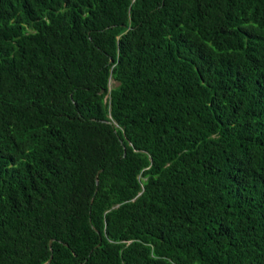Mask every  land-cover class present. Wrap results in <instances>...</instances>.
<instances>
[{
	"label": "trees",
	"instance_id": "trees-1",
	"mask_svg": "<svg viewBox=\"0 0 264 264\" xmlns=\"http://www.w3.org/2000/svg\"><path fill=\"white\" fill-rule=\"evenodd\" d=\"M0 264H264V0H0Z\"/></svg>",
	"mask_w": 264,
	"mask_h": 264
},
{
	"label": "rangeland",
	"instance_id": "rangeland-1",
	"mask_svg": "<svg viewBox=\"0 0 264 264\" xmlns=\"http://www.w3.org/2000/svg\"><path fill=\"white\" fill-rule=\"evenodd\" d=\"M115 85H117V82L114 79H111L110 87L113 88Z\"/></svg>",
	"mask_w": 264,
	"mask_h": 264
},
{
	"label": "water",
	"instance_id": "water-1",
	"mask_svg": "<svg viewBox=\"0 0 264 264\" xmlns=\"http://www.w3.org/2000/svg\"><path fill=\"white\" fill-rule=\"evenodd\" d=\"M97 180H98V177H97ZM50 260H51V259H50ZM50 260H49V261H50ZM49 261H48V262H49Z\"/></svg>",
	"mask_w": 264,
	"mask_h": 264
}]
</instances>
